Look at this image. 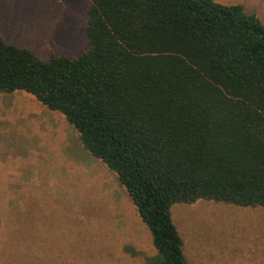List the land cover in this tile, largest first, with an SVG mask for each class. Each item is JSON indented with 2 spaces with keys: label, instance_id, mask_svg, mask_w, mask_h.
Listing matches in <instances>:
<instances>
[{
  "label": "trees",
  "instance_id": "trees-1",
  "mask_svg": "<svg viewBox=\"0 0 264 264\" xmlns=\"http://www.w3.org/2000/svg\"><path fill=\"white\" fill-rule=\"evenodd\" d=\"M88 14L79 58L0 35V93L62 114L117 176L158 251L148 264H189L175 204L264 208V24L214 0H94Z\"/></svg>",
  "mask_w": 264,
  "mask_h": 264
},
{
  "label": "rangeland",
  "instance_id": "rangeland-1",
  "mask_svg": "<svg viewBox=\"0 0 264 264\" xmlns=\"http://www.w3.org/2000/svg\"><path fill=\"white\" fill-rule=\"evenodd\" d=\"M93 2L0 0V35L44 61L79 58ZM214 2L242 5L264 24V0ZM172 218L189 264H264V208L199 200L175 204ZM25 252L40 264H148L158 255L117 176L65 117L26 92L0 93V264H29Z\"/></svg>",
  "mask_w": 264,
  "mask_h": 264
},
{
  "label": "crops",
  "instance_id": "crops-1",
  "mask_svg": "<svg viewBox=\"0 0 264 264\" xmlns=\"http://www.w3.org/2000/svg\"><path fill=\"white\" fill-rule=\"evenodd\" d=\"M17 252H15V253H17ZM21 254H28L29 257H32L33 258V260L31 262H29V264H40V263H43L42 261H40L38 259L37 260H34V257L36 256V254L34 252H32V253H26L25 252V253H21Z\"/></svg>",
  "mask_w": 264,
  "mask_h": 264
}]
</instances>
